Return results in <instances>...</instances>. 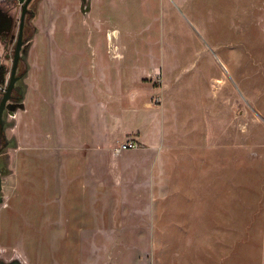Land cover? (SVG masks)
<instances>
[{
	"label": "rangeland",
	"instance_id": "374dc122",
	"mask_svg": "<svg viewBox=\"0 0 264 264\" xmlns=\"http://www.w3.org/2000/svg\"><path fill=\"white\" fill-rule=\"evenodd\" d=\"M41 1L26 15L40 64L28 74L23 51L22 148L16 97L6 115L22 156L4 178L0 258L264 264V0H61L38 23ZM20 14L0 0L6 78ZM132 130L139 146L115 152Z\"/></svg>",
	"mask_w": 264,
	"mask_h": 264
},
{
	"label": "crops",
	"instance_id": "0c3cea01",
	"mask_svg": "<svg viewBox=\"0 0 264 264\" xmlns=\"http://www.w3.org/2000/svg\"><path fill=\"white\" fill-rule=\"evenodd\" d=\"M49 4V8L52 9V7H58L57 4L59 5L61 3V0H42L40 3H39V7H38V13H37V22L39 23L43 18H44V13H45V10L46 9V5ZM77 4L75 5L77 8H82L83 5H81V1L80 0H77L76 2ZM88 4H89V1H88ZM42 8V9H41ZM83 9V8H82ZM5 27L7 28L10 32H13L14 30V18L12 17V15H9V16H4V17H0V27ZM2 39V38H1ZM37 43H38V35L34 38V41H33V44H31L28 52H27V60H28V63H29V69H28V74H29V70H31V68L33 67V64L35 63V65L39 66L40 64V52H39V49H36V46H37ZM0 46H2V43L0 42ZM35 47V49H34ZM27 74V76H28ZM26 79V77H25ZM30 83L27 85L26 89H25V94H24V98L21 102V106H18L17 107V110L15 111V117L17 118V114H19V119L17 122H15V124L13 125L12 128V131L14 129H16V133H17V137H18V142L21 144V148H22V142L25 139H29L31 137V132L28 130V127L30 126V123H29V119L27 118V113L31 112V110H35L34 109V104L32 103H29L28 102V93H29V90H30ZM29 103V104H28ZM38 108V106H37ZM20 110V111H19ZM18 128L21 129V132L18 131ZM27 128V130H26ZM26 130V131H25ZM12 134H10L11 136L14 135L13 132H11ZM128 133H135V134H139L140 132L138 131V133H136V131L132 130V131H128ZM102 138V137H101ZM139 142H141V139H142V135L139 134L138 136L136 135L135 137ZM28 147V146H26ZM25 147V148H26ZM102 147V148H101ZM101 147H97V148H91L90 149V152H101L103 153L105 148L103 146ZM21 148L18 146V147H10L9 148V160H10V168L12 169H18L19 167V161H20V157L22 156L21 155ZM34 149H36L34 147ZM88 151V150H86ZM24 153V151H23ZM23 156L25 157V159H28V156L27 155H24ZM94 169V166L92 165V167ZM12 173V172H11ZM10 173V174H11ZM10 174L7 176L9 177ZM103 174V173H102ZM93 176V172L91 174Z\"/></svg>",
	"mask_w": 264,
	"mask_h": 264
},
{
	"label": "flooded vegetation",
	"instance_id": "af4514ba",
	"mask_svg": "<svg viewBox=\"0 0 264 264\" xmlns=\"http://www.w3.org/2000/svg\"><path fill=\"white\" fill-rule=\"evenodd\" d=\"M31 3V1L29 2V4ZM29 4H28V10L27 13H30V8H29ZM26 13V15H27ZM20 21V20H19ZM25 23H26V17H25ZM25 23H24V27H23V46H22V50H21V57L19 59L18 62V66H17V70H16V74L19 75V78L16 80L15 85L11 91V96L10 98L5 102L4 104V108L0 117V203L3 200V187H4V178L7 177L10 173H11V169H10V160H9V148L13 146V136H9L7 134V129L10 128L12 126V121L8 122L6 115H7V111L9 109V103L11 102V100L13 97L15 98V101H18V103L20 104L24 98V94H25V82H24V78L26 77V71H21L19 68V64L21 59L23 58L22 54L23 51L27 53V50L29 49V47H25L24 48V44H25V37H24V29H25ZM19 28V27H18ZM28 30V27L27 29ZM13 32H10L7 28L5 27H0V37L2 38L3 41H6L7 39H9L10 37H12ZM17 37H18V33H17ZM17 42V40H16ZM16 47V44H15ZM15 52V49H14ZM14 58V55H13ZM12 65H13V60H12ZM11 70H12V66H11ZM11 81V71L10 74L8 76V78H6L4 76L3 71H1L0 74V83H4L5 85L1 88L3 94L1 97H4L5 93L7 92V88L10 84ZM22 87V90L20 93H18L17 95H15V93L17 92L19 87ZM1 100H0V104H1ZM14 111H12L13 113ZM0 264H19L18 262H16L14 259L10 260V261H4L3 259L0 258Z\"/></svg>",
	"mask_w": 264,
	"mask_h": 264
},
{
	"label": "water",
	"instance_id": "95a60500",
	"mask_svg": "<svg viewBox=\"0 0 264 264\" xmlns=\"http://www.w3.org/2000/svg\"><path fill=\"white\" fill-rule=\"evenodd\" d=\"M21 3V14H20V21H19V28H18V37H17V42H16V47H15V52H14V58H13V65H12V70H11V81L10 84L7 88V92L5 93L4 97L1 100L0 104V117L4 108L5 102L10 98L11 96V91L15 85L16 80L19 78V75L16 74L17 66L19 59L21 57V50L23 46V27L25 23V17L26 13L28 10V4L31 0H18ZM85 2L86 0H82Z\"/></svg>",
	"mask_w": 264,
	"mask_h": 264
},
{
	"label": "built area",
	"instance_id": "2783aa9c",
	"mask_svg": "<svg viewBox=\"0 0 264 264\" xmlns=\"http://www.w3.org/2000/svg\"><path fill=\"white\" fill-rule=\"evenodd\" d=\"M139 146V141L133 137H127V139L121 141L116 147L115 152H121L122 150L129 149V148H137Z\"/></svg>",
	"mask_w": 264,
	"mask_h": 264
},
{
	"label": "trees",
	"instance_id": "16d2710c",
	"mask_svg": "<svg viewBox=\"0 0 264 264\" xmlns=\"http://www.w3.org/2000/svg\"><path fill=\"white\" fill-rule=\"evenodd\" d=\"M27 27H28V22L25 23L24 37H28V38H29V37H30V34L27 36V30H26ZM30 38H31V37H30ZM30 38H29V39H30ZM21 62H22V59H21L20 64H19V68H21ZM25 87H26V84H25Z\"/></svg>",
	"mask_w": 264,
	"mask_h": 264
}]
</instances>
